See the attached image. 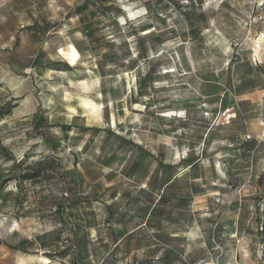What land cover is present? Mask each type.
<instances>
[{
	"label": "rangeland",
	"instance_id": "1",
	"mask_svg": "<svg viewBox=\"0 0 264 264\" xmlns=\"http://www.w3.org/2000/svg\"><path fill=\"white\" fill-rule=\"evenodd\" d=\"M0 264H264V0H0Z\"/></svg>",
	"mask_w": 264,
	"mask_h": 264
},
{
	"label": "bare ground",
	"instance_id": "2",
	"mask_svg": "<svg viewBox=\"0 0 264 264\" xmlns=\"http://www.w3.org/2000/svg\"><path fill=\"white\" fill-rule=\"evenodd\" d=\"M95 111H97V108H95ZM95 113V112H94Z\"/></svg>",
	"mask_w": 264,
	"mask_h": 264
}]
</instances>
